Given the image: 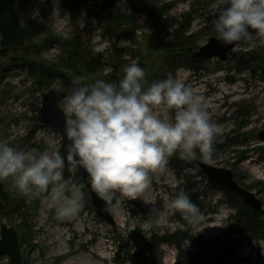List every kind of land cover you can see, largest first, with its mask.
Here are the masks:
<instances>
[{"label": "rangeland", "instance_id": "rangeland-1", "mask_svg": "<svg viewBox=\"0 0 264 264\" xmlns=\"http://www.w3.org/2000/svg\"><path fill=\"white\" fill-rule=\"evenodd\" d=\"M148 4L132 24L117 30L112 20L131 13L125 0H17L26 40L21 49H5L0 36V141L18 151L59 150L63 156L60 133L41 119V97L54 88L66 112L75 74L70 67H57L58 75L42 79L36 64L46 59L63 66L62 58L70 56L67 46L77 42L76 53L95 70L89 80L113 74L112 80L119 81L124 68L136 62L145 70V87L171 75L203 97V107L211 106L205 108L213 114L211 121L222 129L214 138L211 159L197 155L186 160L174 154L165 171L151 174L150 187L138 199L116 194L109 204L114 223L96 212L86 183L66 162L64 180L83 194L79 211L70 218H57L49 201L51 185L40 196H26L12 177L5 179L0 238L2 223L18 230L23 264H86L83 259L89 264H133L134 246L127 237L132 228L155 242L160 264H264V215L211 183L196 163L201 159L230 169L264 207V141L258 137L264 130V38L254 36L236 46L227 61L218 57L199 61L186 50L194 52L215 36L219 0H148ZM154 20L160 23L157 29ZM178 43L181 48L159 49ZM109 79L103 78L112 82ZM225 88L242 94L227 96ZM180 192L198 206L202 223L181 227L186 222L170 207ZM155 209H160L159 215ZM223 223L229 224L216 227ZM180 229L184 231L176 236ZM224 242L230 248H222ZM222 253L228 262L221 261ZM0 264H11L9 257L0 255Z\"/></svg>", "mask_w": 264, "mask_h": 264}, {"label": "clouds", "instance_id": "clouds-1", "mask_svg": "<svg viewBox=\"0 0 264 264\" xmlns=\"http://www.w3.org/2000/svg\"><path fill=\"white\" fill-rule=\"evenodd\" d=\"M219 2L213 24L217 41L236 46L254 36L264 38V0ZM79 26L83 29L85 22ZM73 83L66 102V157L59 150L18 151L0 141V181L12 177L26 196H40L51 185L49 201L58 219L74 216L83 197L64 180L65 159L74 172L87 173L92 191L106 204H112L117 193L138 199L150 187L151 174L165 171L176 153L186 160L197 158L198 153L211 159L214 138L222 129L211 121L203 97L182 80L169 75L145 87V70L133 62L124 68L118 83L81 76L74 77ZM170 207L186 222L181 227L203 222L200 209L184 192L171 200ZM155 212L159 215L160 209Z\"/></svg>", "mask_w": 264, "mask_h": 264}, {"label": "water", "instance_id": "water-1", "mask_svg": "<svg viewBox=\"0 0 264 264\" xmlns=\"http://www.w3.org/2000/svg\"><path fill=\"white\" fill-rule=\"evenodd\" d=\"M125 1L128 4L129 10L134 14H143L148 8V0ZM16 4L17 0H0V36L1 45L5 49L18 50L25 43V34L20 18L16 12ZM217 15L218 13L215 14V18H217ZM236 46L224 45L222 42L217 41L215 36H211L206 44L192 53V57L199 61L213 57L227 61L230 51ZM41 98V119L47 127L55 129L60 133L63 141V156L66 157L65 145L67 144V139L64 136V129L68 115L60 107L58 101L59 95L54 88L43 92ZM258 137L261 141H264V130L259 132ZM65 162L71 167L66 159ZM196 163L211 183L222 186L229 192L236 194L255 213L264 215V207L261 200L252 191L240 185L230 169L216 167L202 160H196ZM74 173L85 181L87 191L92 198L96 212L109 222L114 223L115 221L110 213L109 204L99 199L92 191L87 173L83 169L75 171ZM4 185L5 180L0 181V199L3 195ZM127 237L134 246L131 255L133 264H160L155 244L142 230L132 228L127 232ZM2 254L9 257L11 264H23L19 232L15 227L7 223H2L1 225L0 255Z\"/></svg>", "mask_w": 264, "mask_h": 264}, {"label": "trees", "instance_id": "trees-1", "mask_svg": "<svg viewBox=\"0 0 264 264\" xmlns=\"http://www.w3.org/2000/svg\"><path fill=\"white\" fill-rule=\"evenodd\" d=\"M151 16L153 18L152 14H151ZM134 17H135L134 14L129 13L124 18H122V17L114 18L112 20L111 26H113L114 29H117V30L121 29V27L124 26V25L132 24L134 22ZM159 26H160V23L157 22V20H154L155 29H157ZM76 44H79V43L76 42L75 45H73V46H67V49H68L67 52H69L71 57L68 55V58H64V57L62 58V61L64 60L63 61V63H64L63 66H62V64L51 62L50 60H46V59L38 62L36 64V67H38L39 72L42 75L41 78L42 79H46L47 77L58 75V73H60V70H58L57 67H60L63 70L65 68H69L70 67L71 69H73L72 73L75 74V77L76 76H81V77H87L88 78V76H93L94 75L93 72L95 70L91 68L90 63H88L83 58V56L80 53H76V50L78 49L76 47ZM181 47H182V45H180L178 43V44H173L172 46H168L167 48L161 46L159 49L160 50H167L168 48L175 49V48H181ZM186 52L189 53V54H192V49L190 47H188ZM190 60H193V59L191 58ZM31 61L32 60H30V64L32 66ZM65 62L67 64H65ZM100 77H101V79L110 78L109 79L110 81H112L114 83H118V81H113L112 80V78L114 77L113 74H111L110 76H100ZM198 155H199V153H198ZM5 199H6V196L3 193V196L1 198V200H5ZM1 200H0V202H1ZM253 215L255 216L256 214H253ZM184 224H185V222H184ZM183 231H184V229H182V230L180 229L178 232L175 233L176 236H180V232H183ZM222 248H230V247L228 246V244H226V242H224V243H222ZM226 252L228 254V250ZM220 258H221V261H224L225 263L229 261L228 256H225V254L221 255Z\"/></svg>", "mask_w": 264, "mask_h": 264}, {"label": "bare ground", "instance_id": "bare-ground-1", "mask_svg": "<svg viewBox=\"0 0 264 264\" xmlns=\"http://www.w3.org/2000/svg\"><path fill=\"white\" fill-rule=\"evenodd\" d=\"M223 92H226L227 96H234V95H236V94H239V95L242 94L238 89H231V88H225V89L223 90ZM214 100L217 101V100H218L217 97H216ZM231 102H234V99H233V101H231ZM205 108L208 109V108H211V106H210V105H206ZM212 115H213V114L210 115V118L212 117ZM159 195H160V194H159ZM83 260H84V262H85L86 264H89V262H90L89 259H83Z\"/></svg>", "mask_w": 264, "mask_h": 264}, {"label": "flooded vegetation", "instance_id": "flooded-vegetation-1", "mask_svg": "<svg viewBox=\"0 0 264 264\" xmlns=\"http://www.w3.org/2000/svg\"><path fill=\"white\" fill-rule=\"evenodd\" d=\"M157 252V251H156Z\"/></svg>", "mask_w": 264, "mask_h": 264}]
</instances>
